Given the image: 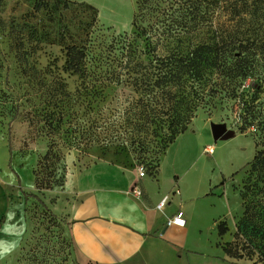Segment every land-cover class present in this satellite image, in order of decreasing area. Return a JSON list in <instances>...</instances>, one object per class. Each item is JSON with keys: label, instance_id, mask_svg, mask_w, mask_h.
Returning <instances> with one entry per match:
<instances>
[{"label": "rangeland", "instance_id": "obj_1", "mask_svg": "<svg viewBox=\"0 0 264 264\" xmlns=\"http://www.w3.org/2000/svg\"><path fill=\"white\" fill-rule=\"evenodd\" d=\"M34 1L0 0V153L7 151L3 148L5 141L12 148L14 168L20 170L22 181L29 189L27 193L31 194L24 197L19 191L21 187L16 185L13 193L20 198L15 195L5 198L8 203L12 200L13 215L24 222L25 235L13 246L0 245V264H82L74 254L67 221L53 212L51 203L57 200L55 191L65 188L62 186L69 173L98 160L143 167L147 174L157 171L161 165L160 181L165 188H170L169 194L173 197L176 195L172 193V186L177 176L188 171L183 186L195 197L192 202L187 201L192 203L198 217L208 218L202 232L195 231L200 230L199 225L192 230L195 237L190 236L189 241L207 250L218 239L213 221L226 218L231 228L220 237V244L233 249L236 257L232 258L264 264V256L258 249H251L246 236L237 229L243 211L240 187L246 166L255 155L256 142L261 141L255 126L244 125L240 101L208 85L207 96L202 95L207 103L204 100L197 103L179 127L171 124L166 116L163 122L145 120L143 111L149 108L138 103L140 94L127 83L106 81L102 97L89 103L90 96L84 93L79 96L76 91L82 80L63 70L64 43H51L45 37L25 38L23 44L29 53L30 67L18 61L9 32L12 21L24 25L22 33L34 27L40 29L39 37L47 30L52 32V37L57 33V27L47 23L46 10L33 9ZM83 1L99 8L87 58L89 65L98 64L97 59L107 54L106 48L113 38L134 34L132 22L137 0ZM88 15L79 6L57 14L65 19L72 33L79 31L77 28L83 26ZM246 17L253 19V12L249 11ZM229 18V11L220 9L214 25L228 26ZM232 18L236 23L238 16L231 12ZM69 41L67 38L66 42ZM26 67L31 74L24 73ZM60 79L67 82L68 88L63 91L51 88L50 94L68 91L70 96L60 94L62 99L49 96V88L56 87ZM104 81L99 77L96 83L100 85ZM250 81L247 79L245 85ZM52 112L55 121H47V113ZM15 114H18L16 118ZM212 123L225 124L234 136L214 140ZM187 124L188 129L170 144L171 138ZM209 144L214 149L204 151L203 157L197 159L200 148ZM51 146L54 153L50 150V160H43ZM35 170L43 185L35 182ZM46 184L51 187L46 189ZM181 202L175 205L176 211L182 210ZM6 252L12 253V262H6Z\"/></svg>", "mask_w": 264, "mask_h": 264}, {"label": "trees", "instance_id": "obj_2", "mask_svg": "<svg viewBox=\"0 0 264 264\" xmlns=\"http://www.w3.org/2000/svg\"><path fill=\"white\" fill-rule=\"evenodd\" d=\"M73 6L89 12L77 33H72L65 19L57 16L58 12ZM33 9L46 10L47 23L57 27V33L52 37V32L47 30L39 37L37 27L22 33L24 25L12 21L9 32L18 61L30 67L29 53L23 44L25 38L45 37L51 43H64L63 70L82 80L76 91L79 96L83 93L90 96L89 103L102 97L106 81L127 83L140 94L138 103L149 108L143 111L145 120L157 122L166 116L171 124L179 127L197 103L203 100L207 103L202 95L207 96L208 85L240 101L244 125L255 126L261 141L256 142L255 155L246 166L240 187L243 211L237 229L246 236L251 249H258L264 256V19L261 21L264 0H137L132 22L134 34L113 38L106 48L107 54L97 59L98 64L90 65L87 58L91 32L99 13L96 5L83 0H35ZM220 9L229 11L230 25H214ZM249 11L254 14L251 20L246 17ZM231 12L238 16L236 23H233L235 17L231 19ZM32 68L38 71L36 66ZM28 69L24 73L31 74ZM99 77L105 80L104 84L103 81L100 85L96 83ZM249 78L251 81L246 86ZM51 88L66 90L67 82L60 79L56 87L49 88V94ZM60 94L70 96L68 91L49 96L60 98ZM47 115V121H55L53 112ZM188 127L183 125L178 134ZM178 134L171 138L170 144ZM50 150L54 153V147L51 146L43 160H50ZM158 169L149 175H156ZM35 182L43 185L36 170ZM50 187L46 184L45 188ZM218 231L221 236L229 231L226 220L219 222ZM223 248L231 257H236L232 248L227 245Z\"/></svg>", "mask_w": 264, "mask_h": 264}, {"label": "crops", "instance_id": "obj_3", "mask_svg": "<svg viewBox=\"0 0 264 264\" xmlns=\"http://www.w3.org/2000/svg\"><path fill=\"white\" fill-rule=\"evenodd\" d=\"M7 145L4 141L3 148L7 151L0 153V245L13 246L25 235L24 222L13 215L12 200L8 203L5 198H13V195L19 197L13 193L16 185L21 187L19 191L24 197H28L25 193L29 189L22 181L20 170L14 168L15 157L12 148ZM209 147L214 149L210 144L201 147L195 157L201 159L204 151L210 152ZM160 173L161 165L156 175H149L146 172L141 174L139 167L98 160L67 175L62 186L65 188L55 191L57 200L51 203V208L58 217L67 221L74 254L80 262L250 264L245 260L232 258L220 244L218 224L221 220L228 223L226 218L213 221L218 239L207 250H202L189 241V237L194 236L192 230L194 232L199 225L200 230L195 231L202 232L208 218L198 217L192 209V203H189L194 200L195 194L190 196L183 186L188 171L181 172L172 186V193L177 197L169 194L170 188L162 185ZM135 186L140 187V195L132 192ZM166 195L169 196V201L161 209L158 205ZM180 202L185 225L168 224V218L180 210L176 211L175 206ZM228 226L231 228L229 223ZM11 254L6 252V262H12Z\"/></svg>", "mask_w": 264, "mask_h": 264}, {"label": "built area", "instance_id": "obj_4", "mask_svg": "<svg viewBox=\"0 0 264 264\" xmlns=\"http://www.w3.org/2000/svg\"><path fill=\"white\" fill-rule=\"evenodd\" d=\"M208 151H212V148H208ZM140 173L141 174H144L145 173V170L143 167H140ZM132 192L135 194V195H140L141 194V189L140 187H137L135 186L133 189H132ZM178 190L175 191V193H177ZM169 201V196L166 195L162 201L159 203L158 207L159 208H163ZM168 224H176V225H180V226H184L185 225V218L183 216V211L182 210H179L175 215H173L172 217H169L168 218Z\"/></svg>", "mask_w": 264, "mask_h": 264}, {"label": "water", "instance_id": "obj_5", "mask_svg": "<svg viewBox=\"0 0 264 264\" xmlns=\"http://www.w3.org/2000/svg\"><path fill=\"white\" fill-rule=\"evenodd\" d=\"M211 128L215 140L229 138L234 133L232 131H229L226 125L223 123H212Z\"/></svg>", "mask_w": 264, "mask_h": 264}]
</instances>
